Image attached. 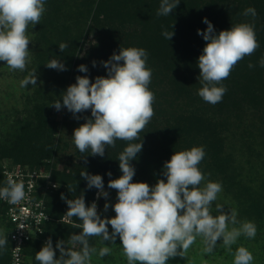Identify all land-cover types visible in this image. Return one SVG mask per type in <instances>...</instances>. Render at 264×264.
<instances>
[{
  "label": "rangeland",
  "instance_id": "obj_1",
  "mask_svg": "<svg viewBox=\"0 0 264 264\" xmlns=\"http://www.w3.org/2000/svg\"><path fill=\"white\" fill-rule=\"evenodd\" d=\"M160 2L45 0V12L40 24L34 27L30 25L28 29L31 43L26 69L12 70L0 61V146L3 143L11 145L19 134L28 137L30 147L39 146V142H50L52 148L60 147L58 157L45 160L41 166L61 173L67 168L71 169L82 158L72 139L74 129L80 125L76 121L85 122V117L91 118V111L77 114L79 119H76L66 108L57 111L51 105L62 100L63 92L76 82L77 76L88 75L93 82L97 76H106L107 70L101 61L108 60L114 52L118 54L120 47L143 48L148 53L147 67L152 69L149 89L155 95V114L139 133L143 147L137 159L131 161L135 168L133 182H146L154 186L158 179H166L162 174L163 165L174 152L203 146L205 157L198 165L205 176L201 187L208 181L222 185V191L213 202L212 214H219L217 205L223 206L225 212L235 208L239 221H252L257 227L255 238L242 235L231 246V253L223 247L222 241H218L213 253L204 254L202 238L197 237L185 257L171 258L168 264H233V254L239 246L246 247L253 254V264H264V68L246 56V70L236 77L231 74L222 81L227 91L221 102L212 105L198 95L202 87L197 66L199 56L184 55L185 59L178 60V54L182 53L180 51L188 52L187 43L193 34L191 30L197 26L202 30L207 28L203 23V13L216 14L224 7L231 13L235 12L222 25L226 29L239 23L254 25L257 19L243 14L251 3L241 9L245 0H198L199 7L195 6L193 0H180L172 12L176 18L171 15L169 19L171 22L177 18L182 21L181 28L176 29L181 32V46L176 56L170 55V67L167 68L152 58L157 48L149 41V30L157 23L164 25L162 16L157 15ZM180 8L182 19L179 16ZM196 17H199L197 25ZM261 20L264 22V16ZM215 32L218 34V30ZM263 39H257L260 46L251 56L256 57L260 52L264 54ZM61 43L67 44L63 52L59 49ZM51 59L60 60L67 70L46 67L45 64ZM93 61L96 62L95 67ZM75 63L86 65L88 72L75 71ZM249 63L255 67L248 68ZM33 71H37V86L21 87L20 82ZM37 108L43 116L55 121L57 136L48 139L43 130L38 129L39 123L32 120ZM57 137L61 140L53 142ZM143 156L150 160L148 164L151 169L148 168V171L142 170L147 164ZM104 157H109V163H113L115 171L119 170L118 175L121 176L118 156L111 153V147H107ZM98 191L94 189L91 201L100 200L98 214L101 218L115 216L111 205L116 202V190L109 189L108 184L104 185V191L109 193L107 201L103 196L100 199L97 197ZM106 202L110 205L107 211L104 210ZM67 219L69 221L64 223L74 224L72 218ZM0 230L8 236L6 221L1 216ZM120 244L119 237L114 243L109 242L107 246L112 249L111 254L103 258L94 255L91 264H127ZM103 246L101 238L96 237L93 247L99 250ZM79 247L76 246L77 249ZM5 253L6 249L0 250V264L6 263ZM28 259L31 264L32 257L27 256Z\"/></svg>",
  "mask_w": 264,
  "mask_h": 264
},
{
  "label": "clouds",
  "instance_id": "obj_2",
  "mask_svg": "<svg viewBox=\"0 0 264 264\" xmlns=\"http://www.w3.org/2000/svg\"><path fill=\"white\" fill-rule=\"evenodd\" d=\"M180 0H161L158 16H168L179 5ZM45 12V0H0V61L12 70L24 71L30 56L28 29L40 24ZM245 16H256L255 8L245 9ZM205 30H197L206 42L197 66L202 87L198 95L207 103L215 105L222 101L227 89L226 80L233 68L246 56H251L259 48L253 24L239 23L228 30L215 32L213 24L203 19ZM174 26V25H173ZM172 26V28H173ZM162 35L171 40L173 31L164 30ZM61 43L59 49L65 50ZM148 53L143 48H121L108 60L101 61L107 70L106 76L90 80L88 75L77 76L76 82L63 92L62 100L51 106L57 111L66 108L79 119L77 114L91 111V118L74 129L72 139L81 154L90 150L92 156L104 157L107 147H116V141L129 142L118 156L122 173L108 181V188L116 190V202L111 205L115 216L101 218L97 204L86 205L84 195L76 199H62L68 205L65 213L68 218L80 221L81 229L71 234L66 246L64 240L57 241L55 249L49 238L36 252L39 264H91L92 257L110 255L112 249L107 244L119 237L122 254L127 264H168L171 258L185 257L197 237L202 238L204 254L215 251L218 241L232 252V245L242 235L254 239L256 224L252 221H239L235 208L224 211L217 205L218 215L212 214L213 202L222 191L219 182L205 180L198 165L205 157L203 146L174 152L164 162L163 176L154 186L146 182H133L135 168L131 161L137 159L143 143L139 133L144 130L154 116V93L149 89L152 69L147 67ZM93 67L96 62L93 61ZM264 67V58L259 61ZM49 69L67 70L64 63L51 59L45 64ZM249 68L255 67L252 63ZM78 71L87 73L86 65H79ZM37 71H33L21 82V87L37 86ZM140 140L139 143L133 141ZM107 175L111 177L112 173ZM87 181V188L99 190L97 197L107 201L109 193L104 191L103 177L99 174L80 173ZM24 185L11 176L6 185L0 187V199L9 204H17L25 198ZM110 207L104 204V210ZM47 219V217H46ZM109 225L111 232H109ZM238 225V226H237ZM99 237L105 245L97 250L89 243V238ZM8 236L0 230V250L6 248ZM107 242V243H106ZM79 245V250L76 246ZM56 249L59 250L57 258ZM233 264H253V254L244 246L234 252Z\"/></svg>",
  "mask_w": 264,
  "mask_h": 264
},
{
  "label": "trees",
  "instance_id": "obj_3",
  "mask_svg": "<svg viewBox=\"0 0 264 264\" xmlns=\"http://www.w3.org/2000/svg\"><path fill=\"white\" fill-rule=\"evenodd\" d=\"M195 2V6L199 7V2L198 0H193ZM251 3L252 8H255L256 10V16L254 17L257 19V21L254 23V28L256 32V38H264V22H262V18L264 16V0H245L244 4L242 5L241 9H244L248 4ZM181 9H179V16L182 19L181 15ZM183 11L185 13V8H183ZM207 14V15H206ZM235 12L233 11L232 13L226 10L224 7L222 10H220L219 13L213 14L212 12H207L203 13L204 17L207 18L214 26L215 31L218 30V33L221 30H228L222 25L228 20L232 18L231 15H234ZM176 18L172 13H170L168 16H162L163 19V26L160 23H157L156 27H153L149 30L150 32V42H153L156 44L157 50L153 52L152 58L156 60L158 64L162 63L164 64L167 68L170 67V63L168 62L170 60V55L176 56L178 54V51H180V46H181V32L177 31L176 29L181 28V20L176 19L174 22H171L169 19V16ZM187 14H185V17ZM199 17L195 18V25H197V19ZM220 20V22H218ZM174 23V24H173ZM174 26H173V25ZM220 24V25H219ZM173 26V28H172ZM164 30L167 31H173L174 35L171 38V40L165 39V37L162 35V32ZM191 30V29H190ZM198 26L194 29L191 30L193 32L192 36L189 37V44L187 43V53H184L183 51H180L182 53L178 54V60L180 58L185 59L184 55H193L194 56H200L202 54L203 48L206 44V42L200 41L202 36L197 34ZM199 30H202L201 27ZM261 33V34H259ZM187 31L184 35V38H186ZM264 40V39H263ZM251 60H254V62H259L261 58H264L263 53H258L256 54V57L250 56ZM245 59L241 60L238 62V64L233 68L231 74L232 76L236 77L238 76L239 73H242L243 70H246L247 65ZM83 61V60H82ZM81 61V63H82ZM176 61V60H175ZM179 62V61H178ZM80 63H75V71L78 70V66ZM175 65V62H174ZM179 65L180 62H179ZM249 68V67H248ZM264 68V67H263ZM264 70V69H263ZM230 74V76H231ZM33 122L36 121L39 123L38 129L43 130L44 135H46V138H51L53 136H57L58 132L54 130V127L56 125L55 121H52L51 118L43 116L42 112L39 111V108H37L34 112L33 116ZM26 121V119H25ZM79 124L85 123L84 121H79L77 120ZM27 122H25L26 124ZM25 128V127H24ZM23 130V128H22ZM55 140L60 141L61 139L59 137L54 138L53 142ZM129 142L127 141H122V140H117L116 141V147L112 148L111 147V153H113L115 156H119L120 152H122L123 148L127 146ZM54 145V144H53ZM30 141L26 135H17L13 143L11 145H7L3 143L0 146V187H4V177H3V164L5 159L7 162L11 161L13 163L17 164H22V165H27L31 166L33 168L40 167L41 164L45 162L47 159H51L54 157H58L59 149L60 147L57 146L56 148H52V144L50 142L44 143V142H39L38 145H33L30 147ZM78 155H80L82 158L79 161V163L74 164V166L71 169H66L65 172H54L53 171V179L59 183L60 187L52 192L49 193L47 196V211L52 217L51 222L48 223L47 225V231H46V236L45 238L52 239L53 242V247L55 249V245L57 241L59 240H64L66 246L71 247V245L68 244V240L71 234H78L81 229L77 227L76 225L80 223L79 220L76 218L73 219V223L75 224H67L62 221L63 217L66 216V212L68 210V205L65 202L64 199H62V195L66 197L67 199H76L80 197L82 194L84 195L86 205H90L91 201L93 200V191L95 188L88 189L87 188V181L82 179L80 176V173L82 171H87L89 174H99L103 177L104 185L108 184L107 180L110 179H116L119 177L118 173L119 170L115 171V167L112 164L109 163L108 159L109 157H98L89 155L90 150L84 154H81L78 150ZM103 158V160H102ZM142 160V157L140 158ZM143 161L147 163L145 167H142L143 171H148V168L151 169V166H149L150 160H147V157L143 156ZM100 166V167H99ZM108 172H111L112 175L109 177L107 175ZM5 212H6V207L2 204L0 201V216L2 219L6 221L5 217ZM6 227H7V232H8V244L6 246V253L4 254L5 257V264H9L10 258H11V243H10V237H9V225L7 224L6 221ZM45 239H38L33 241L27 249V256L32 257L31 264H39L38 261L35 259L36 252H38L41 247L44 245ZM89 243L91 246H94L96 243V237H91L89 238ZM76 250H79L76 248ZM57 253V258L59 257V250L56 249ZM29 259L26 260L25 264H29Z\"/></svg>",
  "mask_w": 264,
  "mask_h": 264
},
{
  "label": "built area",
  "instance_id": "obj_4",
  "mask_svg": "<svg viewBox=\"0 0 264 264\" xmlns=\"http://www.w3.org/2000/svg\"><path fill=\"white\" fill-rule=\"evenodd\" d=\"M11 176L22 182L25 198L17 204L0 199L6 207L5 217L9 225L11 258L9 264H25L28 246L35 240L45 239L47 225L52 217L47 211V196L60 185L53 179L52 169L5 162L3 165L4 186ZM47 217V219H46ZM62 221H69L63 217Z\"/></svg>",
  "mask_w": 264,
  "mask_h": 264
},
{
  "label": "water",
  "instance_id": "obj_5",
  "mask_svg": "<svg viewBox=\"0 0 264 264\" xmlns=\"http://www.w3.org/2000/svg\"><path fill=\"white\" fill-rule=\"evenodd\" d=\"M96 203H97V205H99V203H100V200H98Z\"/></svg>",
  "mask_w": 264,
  "mask_h": 264
},
{
  "label": "bare ground",
  "instance_id": "obj_6",
  "mask_svg": "<svg viewBox=\"0 0 264 264\" xmlns=\"http://www.w3.org/2000/svg\"><path fill=\"white\" fill-rule=\"evenodd\" d=\"M100 199V198H99ZM97 204V203H96ZM100 205V204H99ZM100 208V207H99Z\"/></svg>",
  "mask_w": 264,
  "mask_h": 264
}]
</instances>
